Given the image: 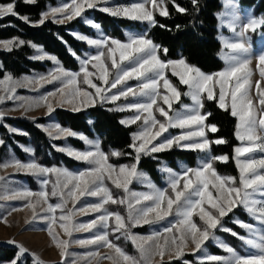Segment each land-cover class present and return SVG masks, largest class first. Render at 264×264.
I'll return each mask as SVG.
<instances>
[{"label": "snow or ice", "instance_id": "snow-or-ice-1", "mask_svg": "<svg viewBox=\"0 0 264 264\" xmlns=\"http://www.w3.org/2000/svg\"><path fill=\"white\" fill-rule=\"evenodd\" d=\"M177 11L185 13L187 10L175 4ZM26 4H34L36 0H24ZM103 3V7H100ZM198 6V0H192ZM99 8L100 11L114 17H127L132 20L146 21L155 26L154 13L168 16L164 0H138L129 6H108V0H69L59 7L50 8L48 12L41 13L36 24L43 25L49 18L52 22L62 24L76 17H81L85 9ZM226 14L221 18L226 26L237 37L234 40L221 38L226 67L217 73L206 74L198 67L190 65L185 58L179 60H162L159 53L165 56L167 48L155 44L146 34L129 35L126 42L102 35L93 39L85 35L73 34L78 40L85 41L97 50L93 55L83 58L75 52L72 55L80 62V70L72 72L63 68L57 57L48 54L37 55L34 58L53 61L57 67L48 74L38 78H24L23 81L14 80L11 75H6L0 80V103L5 99H13L18 87H34L44 83L61 82L54 92L42 96L39 101L22 104L25 110L33 106H46L48 113L54 111L49 97L59 93V103L73 105L74 111H79L80 106H92L96 103H115L123 99L127 103L118 105L113 111H132L134 114L120 123L130 126L139 122V130L132 134V143L128 146L133 149L135 163L131 165H114L109 162V157H119L125 153L112 151L105 153L99 140H90L69 129L55 125L52 130L44 129L50 137L78 136L89 146L87 150L80 151L70 147L58 148L68 156L89 165L88 168L72 172L60 167H45L36 161L22 162L11 160L0 164V168L9 167L17 172H24L41 178L42 190H14L0 194V199L25 200L37 218V208L44 213L41 219L48 222V234L53 244L60 250L63 261L66 260L70 242L81 247L95 246L96 251L87 253L84 257L86 264L92 260L109 264H170L172 258L180 259L185 255V249L191 243L194 245L192 254L201 252L202 245L209 238L213 240L215 230L228 232L233 237L243 242L251 251L248 255H240L233 247L218 241V246L224 249L227 256L204 255L197 257V264H264V158L256 159L250 155L257 150L264 153V52L256 59L260 80L253 81L250 34L259 32L264 35V15L259 18L244 12L235 0H226ZM6 15L16 16L25 23H33L27 16H20L15 11V3L0 6V18ZM91 27L100 29V25L91 20H85ZM160 27H165L160 25ZM179 27V26H177ZM26 42L20 39L0 41V47L11 51ZM66 43V42H65ZM37 48L36 45H31ZM43 52L42 49H37ZM2 67V66H0ZM91 69V70H90ZM179 78L182 85L187 86L184 93L194 102L193 107L183 106L173 114V103H179L181 92L167 78L166 72ZM135 80L136 85L128 82ZM68 90L67 92L65 90ZM94 91H91V90ZM116 91H113V90ZM163 89V91H162ZM215 92V94H214ZM206 99L217 100L220 109L230 112L237 118L235 136L242 146L234 148V159L239 171V177L221 176L213 167V162L220 160L226 162L229 157L211 156V145L225 144L224 139L209 140L206 129L215 133L218 128L214 124H206L210 112L202 113L203 94ZM255 93V96L253 95ZM131 98V99H129ZM18 99L23 100L20 97ZM166 106V107H165ZM5 113L0 111V119ZM162 117L163 119L158 118ZM169 128H178L182 132L177 136H168L159 143L158 140ZM16 132V129H10ZM55 133V135H54ZM4 142L0 140V144ZM176 146L181 149L194 150L205 153L199 167H186L181 172L165 168L168 173V187L156 188L149 184L151 191L137 193L129 189L132 179L143 176L137 166L141 155L159 153ZM26 152L31 149L25 148ZM127 155H132L128 153ZM55 177L53 180L52 177ZM0 181H6L0 176ZM105 181H111L116 189L122 190L125 195L114 196L112 190L106 186ZM49 184L51 189L49 190ZM98 197V202L82 205L76 204L82 197ZM56 197L58 202L50 203ZM71 202L72 207H68ZM122 205L126 215L119 211L110 210L107 205ZM241 208L256 224L246 221L234 220L238 227L245 230L241 235L233 229L226 228L221 223L223 217L233 213L234 209ZM21 209L13 208L7 213ZM96 213V217L87 223H77L74 217L78 214ZM59 213V214H58ZM169 216L176 219L161 231L148 236H139L132 229L144 224H153L164 221ZM197 217L199 225L194 220ZM0 220L7 223L6 216ZM258 224V227H257ZM62 229L69 239H62L55 227ZM74 232H93L88 239L72 241ZM112 236L114 239H110ZM121 237L128 239L134 245L137 255L129 254L118 243ZM17 248L16 257L7 264H25L24 257L32 256L36 264H44L34 253L15 241H8ZM107 248L109 251L101 255L99 249ZM165 256L169 257L165 261ZM159 257V261L156 258ZM72 264H76L75 261ZM182 264L191 262L182 260Z\"/></svg>", "mask_w": 264, "mask_h": 264}, {"label": "trees", "instance_id": "trees-1", "mask_svg": "<svg viewBox=\"0 0 264 264\" xmlns=\"http://www.w3.org/2000/svg\"><path fill=\"white\" fill-rule=\"evenodd\" d=\"M60 0H36L34 4H26L24 0H0L1 3H15V11L20 16L29 17L33 23H25L13 15H6L0 18V39H20L26 43L19 47H13L11 51L0 49V77L6 72L14 75L28 73L37 70H44L50 65V60H39L32 58L34 52L32 44H41L47 51L55 54L62 64L74 70L79 68V61L72 55V51L81 54L88 48L85 41L78 40L70 31L76 28L87 34H94L95 30L88 24L82 22L78 17L66 23H54L49 18L43 25L33 24L39 21L43 13L50 5H55ZM240 7H250L253 15L260 17L264 15V0H237ZM175 4L185 8L187 11L181 13L177 11L172 0H164V5L169 13L168 16H161L155 12L157 24L152 26L146 21L132 20L127 17H114L100 11L99 9H86L84 13L90 15L97 22L103 31L110 37L120 40L126 38L125 30L129 28L145 29L148 38L152 39L155 44L167 48L168 53L165 56L159 53L162 60L185 58L190 65L198 67L207 73H215L222 70L225 66L223 59L220 57L222 42L219 38V17L218 13L223 7V0H198V6H194L192 0H175ZM164 25L165 27H160ZM179 26V27H177ZM260 33L250 34V41L256 45V38ZM66 42V43H65ZM167 78L181 92L182 101H188L184 95L187 86L182 85L179 78L174 76L171 71L166 72ZM202 113L210 112L206 124L213 123L217 126L218 131L212 133L206 129L207 138L216 140L218 138L227 141L225 144H212L211 156L227 155L229 159L226 162L216 160L213 167L221 175H231L239 177V171L234 159V148L238 145L239 140L235 136L237 118L232 117L230 112L220 109L217 100L211 101L206 99V93L203 94ZM114 109L108 104H95L82 108L79 111H72L57 107L53 112L57 121L69 128L81 131L89 137L97 136L101 148L110 153L114 149L125 153V155L114 157L110 156L109 160L115 164L123 162H134L135 153L128 146L132 143V133L137 124L124 126L120 123L124 112L113 111ZM48 116L29 117V116H6L0 119V139L4 142L0 144V158L11 150L18 158L26 159L28 153L21 147L24 144H30L33 147V155L36 159L48 166L54 164H63L66 167H74L80 163L76 159L68 156L62 151H58L56 144L61 143V139L53 140L40 126V123L47 121ZM15 127L19 131H10ZM68 141L75 147H83L84 142L76 137H69ZM132 153V155H127ZM202 152L181 149L173 146L171 149L152 153L151 155H141L138 167L145 170L151 179L163 188H167L164 177L158 169L161 161H165L169 166L178 168V163L183 160L190 168L197 165L199 156ZM32 187L36 183L30 174H24ZM109 184L112 189V184ZM235 217L246 222H254L253 218L245 213L241 208L234 209L233 213L225 216L221 223L240 233L245 234V230L233 223ZM194 220L201 223L197 217ZM142 229V228H141ZM223 239L239 252H244L245 244L233 237L230 233L215 230ZM205 245L208 250L215 254H225L224 249L218 245L206 241ZM15 245L0 243V261H10L17 255ZM187 259H194L192 253L185 255ZM195 260V259H194ZM168 261V260H165ZM197 262V261H194ZM30 264V262H25ZM170 264H182V259H171ZM213 264V262H207Z\"/></svg>", "mask_w": 264, "mask_h": 264}, {"label": "rangeland", "instance_id": "rangeland-1", "mask_svg": "<svg viewBox=\"0 0 264 264\" xmlns=\"http://www.w3.org/2000/svg\"><path fill=\"white\" fill-rule=\"evenodd\" d=\"M68 2H69V0H60L57 4L50 5L44 12H48L50 8L59 7V6L65 4V3H68ZM136 2H138V0H108V6H117V5L129 6V5L136 3ZM235 2L238 4L237 0H235ZM7 4H9V3H1L0 2V6H4ZM103 6H104L103 3H101L100 7H103ZM239 8L243 10L241 12L242 16H243L244 12H247L250 15H253L250 7H247V6L246 7H240L239 6ZM97 9H99V8H97ZM226 12H227L226 0H223V7L218 13L219 31H220L219 38H220L221 42H222L221 38H227L229 40H234L237 38L231 32V30H229L226 26L222 25L221 18L226 14ZM255 17H257V16H255ZM78 18L82 22H84L85 24H88L85 22V20H91L94 23L98 24L97 22L94 21V19L90 15H86L84 12L82 13V16L78 17ZM257 18H259V17H257ZM66 22H68V21H65L64 23H66ZM146 23L149 24L148 22H146ZM94 30H95V32L92 35L87 34L85 32H81V31L77 30L76 28L71 29L70 32L72 34L85 35V36H88V37L93 38V39L100 38L102 35L108 36L103 31V29L101 27L99 30L96 28H94ZM144 30L145 29L141 30V29H136V28H129V29L125 30L126 38L124 40H120V39L115 38V37H112V38L118 39L122 42H126L129 35L144 34L145 33ZM8 40H12V39H0V41H8ZM249 43H250V47H251V56H252V64L250 65V67L253 69V72H254V74L252 76V80L257 81V80H260L261 78L259 76V69L257 67L258 60L256 59V57H258L260 53L264 52V35L259 34L257 36L256 45H254L253 42H251V41H249ZM34 45H36L37 48H33L34 52L31 55L32 58H34L37 55H41V54H48V55L55 56V54L47 51L41 44L35 43ZM38 48L42 49L43 52L42 53L38 52L37 51ZM0 49H4V48L0 47ZM96 51L97 50L95 49L94 46L88 45V48L86 50H84L81 54H77V53L76 54L78 56H80L81 58H83L85 55L95 54ZM226 51H227V49L223 48V43H222V49H221L220 54H219L221 58L223 57V53ZM179 59L180 58L168 59V60H179ZM43 60H48V59H43ZM223 61H224V59H223ZM50 62H51L50 65L44 70L32 71V72H28V73H22L19 75H14V74H11L9 72H6L4 76L0 77V80H3L6 75H11V77L14 80H18V81H23L24 78L33 79V78H38L40 76H48V74L50 72H52L57 67V65L53 61H50ZM224 63H225V61H224ZM60 64L63 66L64 69L72 71V72H78L80 70V67H81L80 62H79L80 66L77 70L65 67L61 61H60ZM225 67H226V63H225L224 68ZM222 70H219V71H222ZM219 71H217V72H219ZM202 72H204V71H202ZM217 72H215V73H217ZM204 73L212 74V73H207V72H204ZM128 83L130 85H136L137 81L132 80V81H129ZM262 84H264V82H262ZM61 86L62 85H61L60 81H55L52 83H44L42 87L39 84L35 85L34 87H31V86L30 87H18L16 89V92H15L16 98L5 99L3 103H0V111H3L5 113L4 117L16 116V115L29 116V117H33V118L48 116L46 122L40 123V126L43 129L52 130L55 125H59L60 127L64 128V129H69L73 132H76L79 135H83L90 140H93V141L99 140V138L97 136L89 137L81 131L73 130V129L69 128L68 126H64V125L60 124L57 121L56 117L54 116V112H51V114L48 113V109L46 106H43V105L39 106V107L33 106L31 109H29L27 111L25 110V107L21 106L22 104H25L26 102L32 103V102L39 101L42 96L46 95L49 92L56 91ZM65 91L67 92L68 90L66 89ZM91 91H94V90H91ZM113 91H116V90L114 89ZM162 91H163V89H162ZM187 91H188V89L185 91V93ZM214 94H215V92H214ZM0 95H5V93L3 91H0ZM253 95L255 96V93H253ZM185 96L188 98V101H185V100L182 101L180 103V106H177L179 103L174 102L173 103V110L170 113V115L173 114L177 110H183L184 105H187L189 107L195 106L194 102L191 100V98L187 95H185ZM20 97H22L24 99L23 100L18 99ZM129 99H131V98H129ZM59 100H60L59 93H57V95L55 97H49V102L52 103L54 110L57 107H61L64 109H69V110L74 111L73 105H69V104L61 105L59 103ZM125 103H127V101H124L123 99H121L119 101H116L115 103H110V106L112 108H116L118 105H122ZM96 104H101V103H96ZM86 107H88V106L83 105V106H80V109L86 108ZM133 114L134 113L132 111H125L121 120L129 118ZM158 118L163 119L162 117H159V116H158ZM10 129H16L19 131V129H17L15 127H12ZM138 130H139V122L137 123L136 129L133 131V133L137 132ZM181 132H182L181 129L169 128L168 131L165 132L158 140L154 141V143H159L160 140H163L165 137H168V136L180 135ZM54 135H55V133H54ZM69 137L78 138V136H61L58 139H61L62 142L59 144H56L55 147L57 149L61 148V147H70V148L80 150V151H84V150H87L89 148V146L86 145L85 143H84V146L82 148L73 146L68 141ZM50 138L53 140H58L57 138H53V137H50ZM238 146H242L240 141H239L238 145H236L235 147H238ZM21 147L23 149L28 148V149L32 150L31 152H27L28 156L26 157V159H20L11 150H8L3 155V157L0 158V164L5 163V162H9L13 159L19 160L22 162L36 161L37 163H39L45 167H60V168L68 169L69 171H72V172H78V171L84 170V169L89 167V165H87L86 163L81 162V161L78 165H76L72 168L66 167L63 164H54V165L48 166V165H45V164L39 162L36 159V157L33 155V147L30 144H24V145H21ZM115 151H117V150H115ZM210 155H211V151H210ZM250 155H253L256 159L264 158V153H261L258 150L256 152L250 154ZM204 156H205V153H201V155L199 156L197 165L193 168L200 166L201 159ZM219 156H224V155H218V157ZM109 162L114 164V165H117V166H119V165H131V164L135 163V161H134V162H123L120 164H115L114 162H112L110 160H109ZM186 167H189V165L183 160H181L178 163V168H173V167L169 166L165 161H161L160 165L158 166V169L161 172V174L163 175L165 183L168 184V173L164 171L165 168H170L175 172H181ZM137 170L139 173H143V176L139 179H137L135 177L132 179L131 184H129L130 191L137 192V193L149 192V191H151L149 184L154 185L156 188L164 189L163 186L157 185L151 179V177L149 176V174L145 170L139 168L138 166H137ZM24 174H27V173L17 172V171H15V169H13L11 167H9L7 169L0 168V176H4L6 178V181H0V194H5L6 192H11L14 190H25L26 189V190H31L32 192H39L42 190L41 178H38L37 176L30 174L32 176L33 180L35 181L33 183H36V187L33 188L31 185V181L29 183L27 177L23 176ZM221 176L233 177L231 175H221ZM52 179L54 180L55 177L53 176ZM109 182L111 183V181H109ZM105 183H106V181H105ZM106 186H108L110 188L109 184H107V183H106ZM48 187L50 190L51 184H49ZM112 187L113 188L110 190H112L114 196L125 195L122 192V190L116 189L114 185H112ZM98 199H99L98 197H88V196L82 197L81 200L76 204V208H80L82 205H85V204L98 202ZM49 202L55 204L58 202V200L56 197H52ZM27 203H28V201H25V200L0 199V216H6L7 217V223L0 220V243L7 244V245H14V244L8 243V241H15L18 244L23 245L31 253H34L35 256L39 258L40 261L44 262V264H62V257L60 254V250L54 246L53 241L48 234V231H47L48 222L46 220L40 218L41 216L44 215V213L40 210V207L38 206L37 218L34 219L32 210L29 209L28 207H25V205ZM68 207H70V208L72 207L71 202H69ZM106 207H108L110 210L119 211L122 215H126V209L122 205L109 204ZM13 208H17V209H21V210L13 211L11 213V215H7V213L9 211H11ZM96 215H97L96 213H91V212H89L88 214H78L74 217V220L77 223H87L88 221L94 219L96 217ZM175 219H176V217L169 216L164 221H160V222L153 223V224H144L141 226H137V227L132 229V232L134 234L139 235V236H148V235L153 234L154 232L161 231L164 227L168 226ZM237 219L241 220L240 218L235 217L232 221L237 220ZM241 221H243V220H241ZM248 223L256 224L255 221L254 222H248ZM224 227H226V226H224ZM257 227H258V224H257ZM226 228H228V227H226ZM55 231L59 233L60 238L69 239L64 234L62 229H60L58 226L55 227ZM93 234H94L93 232H74L71 240L75 241L78 239H88V238L92 237ZM215 237H216L215 240H213L212 238H209L207 241H210L216 245H218V241L229 245V243L226 242L223 239V237L216 232H215ZM110 239H114V238L112 236H110ZM115 242L118 243L129 254L137 255V251H136L134 245L131 243L130 240L121 237V239L119 241H115ZM205 243H206V241L202 245L201 252L195 253V255H194L195 260L194 259L190 260V259L185 258L186 257L185 255L187 253H192L194 245H192L191 243L189 244L188 248L185 249V255L180 259L189 261V262H191V264H197V262H194V261H197V257L201 256L202 254H204V255H218V256H227L228 255V253L215 254V253L210 252L208 250L207 246L205 245ZM229 246H231V245H229ZM96 250L97 249L95 246L81 247L80 245H78L76 243L70 242L68 250H67L69 255L67 256L66 260L63 261V264H72L73 261H75L76 264H86L84 257H86L87 253L93 252ZM99 251H100L101 255H103V254L107 253L109 250L107 248H100ZM250 251L251 250L245 245L244 252H239V251H237V252L240 255H248L250 253ZM23 259H24V262H30V264H36V261L32 256L26 255ZM164 259L169 260V257L165 256ZM172 259H176V258H172ZM156 260L159 261V257H157ZM7 262H9V261H0V264H7ZM92 264H109V261L104 260V261L100 262L97 259V260H92Z\"/></svg>", "mask_w": 264, "mask_h": 264}, {"label": "crops", "instance_id": "crops-1", "mask_svg": "<svg viewBox=\"0 0 264 264\" xmlns=\"http://www.w3.org/2000/svg\"><path fill=\"white\" fill-rule=\"evenodd\" d=\"M210 124H213V123H210ZM215 125V124H214ZM218 139H221V138H218Z\"/></svg>", "mask_w": 264, "mask_h": 264}]
</instances>
